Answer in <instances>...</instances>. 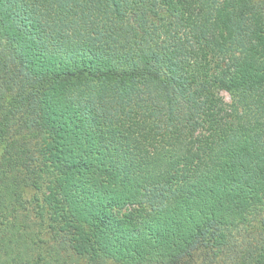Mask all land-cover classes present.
<instances>
[{"label":"trees","instance_id":"16d2710c","mask_svg":"<svg viewBox=\"0 0 264 264\" xmlns=\"http://www.w3.org/2000/svg\"><path fill=\"white\" fill-rule=\"evenodd\" d=\"M80 260L264 264V0H0V264Z\"/></svg>","mask_w":264,"mask_h":264},{"label":"rangeland","instance_id":"374dc122","mask_svg":"<svg viewBox=\"0 0 264 264\" xmlns=\"http://www.w3.org/2000/svg\"><path fill=\"white\" fill-rule=\"evenodd\" d=\"M226 101H230V98L227 94L223 95ZM86 261V260H85ZM80 260L79 262L75 261V264H87V262ZM109 264H115V263H109Z\"/></svg>","mask_w":264,"mask_h":264}]
</instances>
